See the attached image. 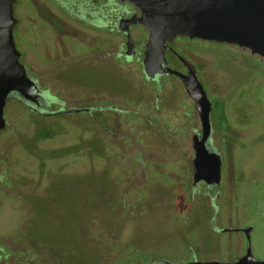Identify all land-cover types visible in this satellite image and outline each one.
Instances as JSON below:
<instances>
[{
	"label": "flooded vegetation",
	"instance_id": "obj_1",
	"mask_svg": "<svg viewBox=\"0 0 264 264\" xmlns=\"http://www.w3.org/2000/svg\"><path fill=\"white\" fill-rule=\"evenodd\" d=\"M14 9L19 19L15 27L18 48L19 39L22 40L21 36L25 34L23 29L25 26L22 27L24 20L27 21L26 32L28 29V32L32 31L33 34L32 48L19 49L22 51V62L39 85L41 98L40 104H34L17 94H12L5 109L7 127L0 136L9 126V105L17 101L30 113L55 116L61 120L62 128L59 136L67 140L68 137L75 135V144L69 146L77 145V148L73 149V154L68 158L77 159L79 165L128 167V170L131 166L141 168L153 166L155 167L153 171L177 177L181 188L185 190L184 196L182 195V198L186 199L184 203L190 205V209L184 210L182 207L177 210V217L174 218L178 223L182 220L180 224H184L186 219L190 218L189 214L193 207L212 209L211 252L207 253L205 248L200 251L197 246L196 249L189 242L190 245L185 246L189 257L182 262L166 253L154 254L152 248H147L138 240L139 224L136 219L132 220V216L128 215L133 221V225L128 228L131 237L129 236L125 243L120 245L117 237L109 234L108 257L101 260L102 264H177L194 260L235 262L249 249L256 257L253 245L255 219L249 213L247 200L250 193L260 196L262 192L252 191L253 185L251 186L249 178L256 169L249 172L245 158L249 155L252 141L255 144L258 137L264 136L259 128L261 133L259 131L257 135L255 134L259 121L253 115L260 105H264V101L258 100L253 91L244 94V97H238L237 89L242 85L241 79L230 81L228 87V82L224 83L220 80L221 83L218 84L210 77L211 68L231 69L229 65L234 60L240 63L241 67L243 66L245 76L251 74L252 78L259 73V68H264L260 58L247 49L224 42L188 36H177L173 42H168L166 51L168 65L183 73H188L189 68L193 67L212 102V132L207 145L222 158V180L219 184H210L206 181L195 183L193 161L196 153L193 137L202 133L195 101L189 96L187 88L177 75L164 73L150 78L146 74L144 49L149 36L148 29L141 24H130L129 32L121 28L126 26L123 20L140 13L135 4L124 0H16ZM28 21L29 28H27ZM38 25L43 27L36 34ZM128 33L134 41L133 54L130 53L131 49L128 45ZM72 58L104 63L127 72L128 75L131 69H139L144 86L154 88L151 92L155 93L149 96L150 111L144 110L147 101L142 103L145 106H136L137 109L132 111L129 95L118 99L109 98L107 94L58 97L49 88H45L40 79L42 71L55 69L54 66L58 63L66 61L62 65L65 67ZM216 86L220 87V93L212 96ZM179 87L187 94L185 98L189 101L186 103L171 93ZM179 103L182 104L180 112L176 109V107L179 109ZM55 105L58 107L52 109ZM172 109H175L174 113L170 112ZM179 119L181 122H178ZM70 132L72 133L69 134ZM183 135L189 138L181 142ZM93 141L97 147L88 145ZM232 142L241 145L242 148L237 149ZM143 145H146L145 148ZM23 150L28 157L38 161L33 182L35 184L40 178L41 171L44 172L41 168L48 167L47 161L42 167L39 162L42 160L41 157H36L26 148ZM238 150L242 152L241 156H237ZM13 158L14 160L7 163L0 151V214L3 199L13 195L12 181L24 177L15 161V158L17 159L15 152ZM127 176L130 177L129 172ZM255 176L264 181V166L258 169ZM248 181L251 188L246 191L245 184L247 185ZM36 192L37 196L40 195L39 191ZM165 201L170 204L167 198ZM126 205L125 213L127 210H132L128 201ZM91 226L95 227V224ZM20 230L15 233L16 238L0 243V264H66L61 258L47 254V250L32 244L27 245L21 239ZM185 231V238H191V232Z\"/></svg>",
	"mask_w": 264,
	"mask_h": 264
},
{
	"label": "rangeland",
	"instance_id": "obj_2",
	"mask_svg": "<svg viewBox=\"0 0 264 264\" xmlns=\"http://www.w3.org/2000/svg\"><path fill=\"white\" fill-rule=\"evenodd\" d=\"M23 25L25 34L18 43L19 48L26 50L33 46L31 42L33 34L32 31L28 32V29L26 32L27 21L24 20L22 27ZM29 25L28 21L27 28ZM42 27L43 25H38L35 33L37 34ZM72 59L65 67L62 65L66 61L58 63L54 66L55 69L42 71L40 79L44 87L49 88L58 97L107 94L109 98L118 99L129 95L133 111L137 109L136 106H145L142 104L143 101L148 103L151 100L149 97L151 93H155L151 92L154 88L144 86L139 69H131L128 75L127 72L104 63ZM229 66L232 68H211L210 79H215L218 84L221 81L228 82V87L230 81L241 79L242 85L237 89L238 97L253 91L258 100L264 101V68H259V73L251 78V74L245 76L240 63L233 60ZM220 90V87L216 86L211 95H217ZM171 93L184 103L189 101L185 98L186 92L180 87ZM147 103L144 110L150 111V103L148 105ZM181 105L179 103V109L176 107L178 112L181 110ZM57 107L55 105L52 109ZM174 110L170 112L174 113ZM253 115L259 121L255 134L257 135L260 130L264 134V105H260ZM8 122V129L0 136V151L7 163L14 160L13 152L16 153L15 161L24 177L12 181L13 195L3 199L0 214V243L16 238L15 233L22 229L20 236L27 245L32 244L47 250V254L61 258L66 264L78 262L102 264L101 260L108 257L109 234L115 235L120 245L125 243L129 236L131 237L128 228L133 225V221L128 218L129 215L139 224L138 240L147 248H152L154 254L166 253L182 262L189 257L186 244L190 245V243L194 247L197 246L200 251L205 248L207 253L211 252L213 235L210 230L212 211L210 207H204L205 209L193 207L189 214L190 218L186 219L184 224H180L182 220L178 223L174 218L180 208L190 209V205L184 203L186 199L185 197L183 199L182 195L184 196L185 190L181 188L177 177L153 171L155 170L153 166L143 168L131 166L128 170V167L79 165L77 159L62 156L66 151L76 149L77 145L63 147V145L75 144V135L68 137L67 140L59 136L62 128L61 120L55 116L30 113L17 101L9 105ZM178 122H181L180 119ZM183 137L181 136V142L189 138L186 135ZM252 142L245 163L249 172L256 169L249 178L251 186L253 185L252 191H261L262 194L259 196L250 193L247 205L250 215L255 219L256 229L253 235L255 255L262 260L264 259V181L259 180L255 174L264 166L262 164L264 136L258 137L255 144L254 141ZM232 143L237 149L242 148L241 145ZM90 144L97 147L94 141L88 143ZM149 145L151 146V143ZM145 146L143 145L144 148ZM23 148L36 157H41L42 160L39 162L42 167L47 161L48 167L41 168L44 172L41 171L40 178L35 184L33 182L38 161L28 157ZM52 150L58 157L55 160H46L45 157L47 158ZM241 154L242 152L238 150L237 156ZM127 172L130 173L129 178ZM250 182L245 184L246 191L251 188ZM186 184L187 182L184 186ZM36 191H39L40 195L37 196ZM166 198L170 204L166 203ZM127 201L133 211L127 210L125 213L123 206ZM93 216L97 218L95 227L88 225V221ZM185 230L191 232V238H185ZM171 256L168 257L172 258Z\"/></svg>",
	"mask_w": 264,
	"mask_h": 264
},
{
	"label": "water",
	"instance_id": "obj_3",
	"mask_svg": "<svg viewBox=\"0 0 264 264\" xmlns=\"http://www.w3.org/2000/svg\"><path fill=\"white\" fill-rule=\"evenodd\" d=\"M135 4L140 13L123 20V30L130 24H141L149 31L144 49L145 72L150 78L157 74H175L195 101L202 124V133L193 137L195 158L194 182L219 184L222 180V158L208 148L212 132V102L203 82L193 67L188 73L168 65V42L177 36H188L240 46L257 55L264 63V0H124ZM16 0H0V133L7 127L5 109L12 94L40 104L39 85L22 62V51L15 38L19 22L15 14ZM130 53L134 41L128 33ZM177 264H264L251 249L235 262L194 260Z\"/></svg>",
	"mask_w": 264,
	"mask_h": 264
},
{
	"label": "trees",
	"instance_id": "obj_4",
	"mask_svg": "<svg viewBox=\"0 0 264 264\" xmlns=\"http://www.w3.org/2000/svg\"><path fill=\"white\" fill-rule=\"evenodd\" d=\"M68 147H71V146H68ZM67 149H65V151H66ZM73 151V150H72ZM72 151H66V153L64 154V155H62V156H71L72 154H73V152ZM54 151L52 150V151H50V154H49V156H47V158L45 157V159L46 160H48V159H52V160H55L56 159V157H58V156H55L54 155ZM111 170H108V172H110ZM113 174H114V170L112 171V176H113ZM116 184H117V182H116ZM155 185V184H154ZM156 187V186H155ZM114 189H115V187H114ZM123 209H124V206H123ZM97 222V218H96V216H93V218L90 220V221H88V225L89 226H91V224H95ZM92 227H94V226H92ZM21 232L23 231V230H20Z\"/></svg>",
	"mask_w": 264,
	"mask_h": 264
}]
</instances>
